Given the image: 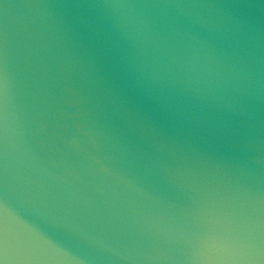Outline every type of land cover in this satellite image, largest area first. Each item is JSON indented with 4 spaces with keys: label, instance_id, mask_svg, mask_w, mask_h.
<instances>
[{
    "label": "water",
    "instance_id": "1",
    "mask_svg": "<svg viewBox=\"0 0 264 264\" xmlns=\"http://www.w3.org/2000/svg\"><path fill=\"white\" fill-rule=\"evenodd\" d=\"M0 264H264V0H0Z\"/></svg>",
    "mask_w": 264,
    "mask_h": 264
}]
</instances>
